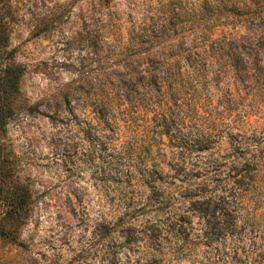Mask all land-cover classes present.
Returning a JSON list of instances; mask_svg holds the SVG:
<instances>
[{"label": "trees", "instance_id": "obj_1", "mask_svg": "<svg viewBox=\"0 0 264 264\" xmlns=\"http://www.w3.org/2000/svg\"><path fill=\"white\" fill-rule=\"evenodd\" d=\"M199 4L192 16H247L246 34L181 33L175 3L130 14L126 32L112 14L100 29L107 79L96 77L102 84L77 126L94 161L111 145L104 182L119 199L107 240V221L96 226L103 264H264V225L252 216L264 131L257 137L251 120L264 104V0Z\"/></svg>", "mask_w": 264, "mask_h": 264}, {"label": "rangeland", "instance_id": "obj_2", "mask_svg": "<svg viewBox=\"0 0 264 264\" xmlns=\"http://www.w3.org/2000/svg\"><path fill=\"white\" fill-rule=\"evenodd\" d=\"M174 3L183 13L181 33L194 27L211 28L215 36L246 34L247 16H192L201 0H0V264L104 263L105 241L96 251V226L107 221V240L119 199L104 182L111 145L104 141L94 161V145L81 140L77 126L102 84L96 77L107 79L100 29L112 14L126 32L130 14L168 13ZM247 52L256 58L253 45ZM254 110L252 130L259 137L264 104ZM88 124L83 129L92 131ZM258 191L252 216L260 229L264 174Z\"/></svg>", "mask_w": 264, "mask_h": 264}]
</instances>
